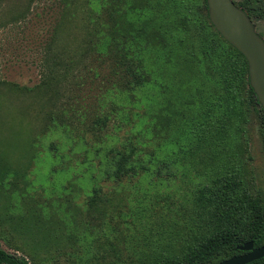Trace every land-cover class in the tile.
<instances>
[{"label": "rangeland", "instance_id": "obj_1", "mask_svg": "<svg viewBox=\"0 0 264 264\" xmlns=\"http://www.w3.org/2000/svg\"><path fill=\"white\" fill-rule=\"evenodd\" d=\"M175 1L2 0L0 23L30 6L0 27L1 250L30 264H129L163 244L166 213L195 212L194 194L218 175L264 193L256 114L235 119L218 148L187 137L222 91L195 30L181 25L205 17L203 0L184 14ZM102 6L112 28L119 19L127 27L124 37L91 35ZM253 25L264 41V20ZM132 52L149 81L132 76ZM237 95L243 102L244 82ZM130 151L138 175L117 186L108 176ZM140 165L154 175H140ZM94 189L104 201L90 208Z\"/></svg>", "mask_w": 264, "mask_h": 264}, {"label": "trees", "instance_id": "obj_2", "mask_svg": "<svg viewBox=\"0 0 264 264\" xmlns=\"http://www.w3.org/2000/svg\"><path fill=\"white\" fill-rule=\"evenodd\" d=\"M64 2L66 4V0ZM233 2L246 14L252 24L254 21L264 20V0H233ZM1 3L2 0H0V9ZM192 4V0H180L175 1L172 6L178 13L183 11L184 14L190 13ZM29 6L28 4L18 16L20 18L13 17L8 22L0 23V27L15 24L24 19L29 12ZM203 6L205 10L203 19L188 17L181 22V25L190 28L192 32L195 30L200 42L201 55L216 69L215 83L222 92L214 102L204 108L201 116L190 124L187 137L190 140H196L197 143L218 148L223 143V139L219 136L228 132L229 126L235 119H244V112H249L256 114L260 120V135L264 146V111L250 86L247 63L244 57L212 26L208 17L206 0H203ZM96 14V21L90 26L91 35H101V39L112 34L124 37L123 33L127 31V27L119 19L113 29L109 23L111 11L108 8L102 6ZM64 15L62 6L60 18L51 31L52 48L57 46ZM110 43L102 42L100 46L103 45L105 51H108ZM126 65H131L129 69L134 78L140 82L143 78L144 83L149 81L148 70L133 52L131 62H127ZM241 82H244L245 87L243 102L237 95ZM133 156L131 151L129 154L123 152L117 154L113 171L110 176L107 175L115 185L119 186L126 179L138 175L137 169L132 164ZM139 169L140 175L153 176L155 173V168L148 165H140ZM102 196V190L94 189L88 199L89 207L91 208L96 202L104 201ZM191 202L195 212L166 213L167 219H171L170 228L159 226L161 240L164 243H157L151 253L140 252L137 261H131L129 264H217L241 254L238 247L244 243L253 242L254 247L257 248L264 246V193L262 190L257 189L254 194H251L239 178L220 174L212 182L204 184L194 194ZM181 219L185 220L184 226L180 224ZM137 253L138 251L133 255ZM0 264L30 263L22 256L0 249ZM249 264H264V258Z\"/></svg>", "mask_w": 264, "mask_h": 264}, {"label": "water", "instance_id": "obj_3", "mask_svg": "<svg viewBox=\"0 0 264 264\" xmlns=\"http://www.w3.org/2000/svg\"><path fill=\"white\" fill-rule=\"evenodd\" d=\"M206 4L216 32L244 57L250 86L264 111V41L233 0H206ZM238 250L242 253L217 264H249L264 258V246L254 247L253 242L244 243Z\"/></svg>", "mask_w": 264, "mask_h": 264}]
</instances>
